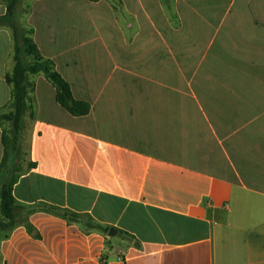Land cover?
Here are the masks:
<instances>
[{
    "label": "crops",
    "instance_id": "obj_1",
    "mask_svg": "<svg viewBox=\"0 0 264 264\" xmlns=\"http://www.w3.org/2000/svg\"><path fill=\"white\" fill-rule=\"evenodd\" d=\"M89 4L100 7L91 19ZM18 9L90 113L70 115L44 75L28 77L26 164L0 264H264V0H18ZM14 65L3 27L0 115Z\"/></svg>",
    "mask_w": 264,
    "mask_h": 264
},
{
    "label": "trees",
    "instance_id": "obj_2",
    "mask_svg": "<svg viewBox=\"0 0 264 264\" xmlns=\"http://www.w3.org/2000/svg\"><path fill=\"white\" fill-rule=\"evenodd\" d=\"M98 2L100 0H88ZM169 5L170 0H164ZM18 0H7V13L0 17V28H9L13 40V59L15 65L6 80L11 89V101L8 112L0 115L2 130L3 158L0 164V232L11 231L15 226L14 212L17 208L13 187L18 175L24 171L26 164L24 153L25 117L31 111L29 94L34 85L28 77L42 74L56 90V102L70 115L83 117L90 113V104L74 98L70 83L58 72L54 60L44 57L33 39V31L24 28L19 22ZM6 123V124H5ZM36 164L29 162L27 168ZM58 215L69 222L82 223L85 227L107 233L108 229L84 221L76 214L59 211ZM1 242V241H0Z\"/></svg>",
    "mask_w": 264,
    "mask_h": 264
},
{
    "label": "rangeland",
    "instance_id": "obj_3",
    "mask_svg": "<svg viewBox=\"0 0 264 264\" xmlns=\"http://www.w3.org/2000/svg\"><path fill=\"white\" fill-rule=\"evenodd\" d=\"M31 1V0H30ZM85 1V0H84ZM29 2V1H28ZM170 3H171V0H170ZM170 3H169V5H168V7H170ZM27 5H29L30 7L32 6V3L30 4V3H22L21 5H20V7L21 6H27ZM172 6V5H171ZM89 9H88V11H89V16H90V19L94 16V15H98V11L100 10V7L98 6V5H90L89 4V7H88ZM24 9H26V8H24ZM95 21L99 24V25H101V22H100V20L99 19H95ZM57 34L58 35H60L61 37H64L65 36V31H57ZM102 35H103V37H106V35L105 34H103L102 33ZM93 36V35H92ZM83 38H85L86 37V35H83L82 36ZM6 124V123H5ZM27 149H28V144H27V142L25 141L24 142V145H23V150H24V153H26V151H27Z\"/></svg>",
    "mask_w": 264,
    "mask_h": 264
},
{
    "label": "water",
    "instance_id": "obj_4",
    "mask_svg": "<svg viewBox=\"0 0 264 264\" xmlns=\"http://www.w3.org/2000/svg\"><path fill=\"white\" fill-rule=\"evenodd\" d=\"M114 234V230H110V236Z\"/></svg>",
    "mask_w": 264,
    "mask_h": 264
}]
</instances>
